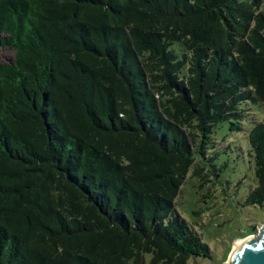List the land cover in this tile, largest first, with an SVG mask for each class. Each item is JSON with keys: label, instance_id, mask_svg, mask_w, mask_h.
<instances>
[{"label": "trees", "instance_id": "trees-1", "mask_svg": "<svg viewBox=\"0 0 264 264\" xmlns=\"http://www.w3.org/2000/svg\"><path fill=\"white\" fill-rule=\"evenodd\" d=\"M0 47V264L209 257L176 200L264 110V0H0ZM246 136L262 206L264 117Z\"/></svg>", "mask_w": 264, "mask_h": 264}, {"label": "rangeland", "instance_id": "rangeland-1", "mask_svg": "<svg viewBox=\"0 0 264 264\" xmlns=\"http://www.w3.org/2000/svg\"><path fill=\"white\" fill-rule=\"evenodd\" d=\"M13 58L14 49L0 47V62ZM242 106L247 113L243 129L223 137L228 131L224 123L212 137L215 148L211 149L219 154L214 161L217 176H194L192 167L176 200V212L198 231L210 249L209 257L196 258L198 264H226L235 241L257 233L264 223V205L247 203L257 179L246 136L255 122L263 121L264 110L259 102ZM150 259V254H144L139 264H150Z\"/></svg>", "mask_w": 264, "mask_h": 264}, {"label": "water", "instance_id": "water-1", "mask_svg": "<svg viewBox=\"0 0 264 264\" xmlns=\"http://www.w3.org/2000/svg\"><path fill=\"white\" fill-rule=\"evenodd\" d=\"M226 264H264V223L257 233L243 238L230 253Z\"/></svg>", "mask_w": 264, "mask_h": 264}, {"label": "bare ground", "instance_id": "bare-ground-1", "mask_svg": "<svg viewBox=\"0 0 264 264\" xmlns=\"http://www.w3.org/2000/svg\"><path fill=\"white\" fill-rule=\"evenodd\" d=\"M242 240H243V238H242V239H237V240L235 241L234 245H233V249H234L237 245H239V244L242 242Z\"/></svg>", "mask_w": 264, "mask_h": 264}]
</instances>
